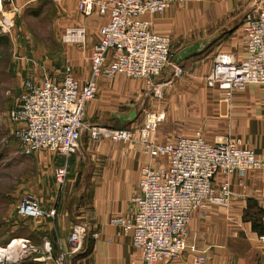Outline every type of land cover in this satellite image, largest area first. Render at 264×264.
<instances>
[{"label": "crops", "instance_id": "obj_1", "mask_svg": "<svg viewBox=\"0 0 264 264\" xmlns=\"http://www.w3.org/2000/svg\"><path fill=\"white\" fill-rule=\"evenodd\" d=\"M261 1L264 0L174 3L164 13L147 17L155 31L171 38L173 62L164 80L171 78L174 64L187 69L183 78L163 87V95L159 98L163 99L164 108L158 110L163 122L159 133L153 134L157 142H173L179 135L192 136L200 131L210 143L238 139L242 146L255 149L258 156L264 155V84H249L228 96L219 87H209L206 82L218 55H225L235 63L246 58L243 20ZM15 3L19 12L40 9L47 3L55 4L59 34L74 26L85 28L84 41L72 47V52L79 53L85 61L82 66L85 77L78 74L79 81L84 83L91 72L93 45L100 40V28L107 16L100 15L97 10L89 16L84 15L78 10L79 0H15ZM37 3L40 5H35ZM197 42L203 44V49L177 63L175 55ZM33 71L27 81H43L36 65ZM63 77L64 73L59 81ZM117 77L119 75L115 79ZM27 81L22 84L18 101ZM104 81L111 83L114 79L99 78L98 88ZM110 88L116 90L112 84ZM189 106L194 123L178 126L177 123H184L179 111ZM139 116L138 111L137 121H140ZM137 121L131 126L140 127ZM140 143L132 141L128 145L106 146L99 150L90 146V139L83 141L82 137L79 150L70 157L54 151L33 154L36 178L41 186L36 196L43 208H55L57 213L54 218L26 222L27 235L23 232L26 223L21 226L22 218L16 215L17 199L13 200L10 212L0 217V257L18 244L7 248L14 238L29 239L33 244L36 238H52L58 246H54V252L58 254L61 247H70L68 236L73 225L85 223L89 227L85 240L89 252L73 264H139V252L133 246L131 234L124 233L122 226L113 224L112 220L135 211L132 199L139 192L145 166L169 165L167 156L152 157L144 152ZM63 164L68 165L69 173L61 189L56 187L55 171ZM225 180L230 182L233 191L229 205L211 204L204 214L194 213L183 253L160 264H194L199 255L206 257L204 264H264V169L248 171L244 186L238 182L237 175L217 176L218 185ZM22 252L18 249L13 260L3 257L0 263L34 264L32 257Z\"/></svg>", "mask_w": 264, "mask_h": 264}, {"label": "built area", "instance_id": "obj_2", "mask_svg": "<svg viewBox=\"0 0 264 264\" xmlns=\"http://www.w3.org/2000/svg\"><path fill=\"white\" fill-rule=\"evenodd\" d=\"M6 1L9 0H0L2 27L12 24L3 9ZM191 1L198 0H79V10L84 15L97 10L107 16L100 28V40L93 45L90 55V76L81 83L72 68L67 67L62 81L47 78L40 83L26 82L19 101L8 112L22 153L29 156L40 149H49L70 157L79 150L85 132L94 142L132 141L135 133L127 127L113 129L86 123L85 108L96 95L101 77L110 81L118 75L142 78L151 93L161 97L163 87L184 74L185 68L174 64L171 78L155 81L171 61L172 46L171 38L155 31L147 17L164 13L174 3ZM243 32L246 58L235 63L225 55H218L206 77L209 87H219L228 96L237 88L264 84V1L245 15ZM84 39V27H70L64 35V40L70 42ZM161 118L160 113L148 115L140 141L146 154L167 156L169 165L145 166L139 192L132 199L135 211L112 220L122 226L124 233L131 234L133 246L139 252V264H160L180 257L193 214H204L211 204L229 205L233 195L231 184L225 180L218 185V175H237L244 186L248 171L264 169V155L258 156L255 149L242 146L238 139L210 143L197 131L192 136L179 135L173 142L157 143L151 139V133ZM67 175V164L55 171L61 186L65 185ZM17 213L41 219L54 218L57 211L43 208L37 197L28 194L19 199ZM88 232L85 223L74 224L68 238L70 247L60 249L56 257L52 244L45 240L41 248L43 256L32 257L33 263L50 264L49 260H54L55 264H66L67 257L83 251ZM21 242L20 249L39 251L28 240ZM205 261L206 257L199 255L194 264Z\"/></svg>", "mask_w": 264, "mask_h": 264}, {"label": "rangeland", "instance_id": "obj_3", "mask_svg": "<svg viewBox=\"0 0 264 264\" xmlns=\"http://www.w3.org/2000/svg\"><path fill=\"white\" fill-rule=\"evenodd\" d=\"M35 5H40V3ZM3 9L5 12H8L7 16L11 18L12 24L10 27H2L0 25V217L10 212L11 205L14 202L13 200L16 199V215H18L17 204L19 199L28 194L37 197L36 193L41 188L36 178L37 168L32 159L33 156H27L22 153L19 142L14 138V126L8 115L9 110L14 107L18 101L23 82L31 78V72L35 65L39 71L38 73H40V78H43V80L49 78L54 81H59L67 67L72 68L77 78L85 77L86 75L82 69L85 62L84 59L79 53L72 52V47L80 45V42L63 40L69 28L59 34L60 28L57 23V9L55 4L47 3L40 9H26L19 12L20 8L15 3V0H9L3 3ZM25 57L26 59H23ZM172 62L173 51L171 61L164 71L165 73L163 72L161 76L156 78V82L164 81L167 77V68L172 66ZM18 67L19 70H17ZM23 67H26L25 72H23ZM186 73L187 69H185L181 77L175 78L174 81L183 78ZM110 84L114 85L116 90H111ZM162 100L163 99L151 93L144 79L119 75V77L114 79L111 83L107 81H104L103 85L101 83L96 95L85 108L84 120L86 123L113 129L127 127L135 131L138 138L145 126L149 114L160 113V117L163 116L161 112H158L159 109L162 110V108H164V105H161ZM133 110H136V113L139 111L140 121L134 119L131 122L128 121L123 124L117 117L119 114H129ZM179 114H181L180 117L184 120V123H177L178 126L185 124L190 126L194 123L191 117L190 106L189 108L185 107L181 109ZM136 121L138 124L141 123L138 128L137 126H131V124ZM162 122L163 121L158 122L157 129L153 134L159 133L160 124ZM82 137L83 141L90 139L87 132H85ZM130 143L132 142L111 141L109 139H102L94 142L90 139V146L99 150H102L106 146L119 144L128 145ZM140 144L143 147L142 143ZM44 151L49 152L52 150L40 149L37 153ZM55 184L56 187L61 189L64 188L57 180ZM21 218V226H24V223H28V221L38 220L22 216ZM27 223L23 232H26V228L29 227ZM24 234L28 235V231ZM15 239L17 238L12 240ZM26 240L31 242V246L39 249L40 253L32 249H20V241L14 248L6 251L4 255L0 257V260H3V257L12 258L13 260L18 249L21 252L23 251L22 254L26 257H42L41 248L44 246L45 240L50 241L52 244L53 256L56 257L58 255L54 252L58 246L52 238H36L34 244L29 239H22V242ZM60 249L67 250V248L62 247ZM88 252L89 247L85 241L83 251L67 257L66 264H73L76 259L85 256ZM49 261L50 264H55L54 260ZM0 264H2V262ZM46 264L48 263L46 262Z\"/></svg>", "mask_w": 264, "mask_h": 264}, {"label": "water", "instance_id": "obj_4", "mask_svg": "<svg viewBox=\"0 0 264 264\" xmlns=\"http://www.w3.org/2000/svg\"><path fill=\"white\" fill-rule=\"evenodd\" d=\"M203 49V44L201 42L194 43L185 47L184 49L180 50L175 55V60L177 63H181L184 59L195 55L197 52ZM137 116L136 110H133L129 114H119L117 117L121 120L123 124L127 123L128 121H133Z\"/></svg>", "mask_w": 264, "mask_h": 264}, {"label": "bare ground", "instance_id": "obj_5", "mask_svg": "<svg viewBox=\"0 0 264 264\" xmlns=\"http://www.w3.org/2000/svg\"><path fill=\"white\" fill-rule=\"evenodd\" d=\"M82 42V41H81ZM233 59V58H232ZM207 82V81H206ZM128 129H130V128H128ZM132 130V129H131ZM133 131V130H132ZM156 131V130H155ZM134 133H135V137H134V139L132 140V141H140V136H138V138H137V136H136V132L135 131H133ZM154 133V131L151 133V139L153 140V141H155L153 138H152V134ZM141 134V133H140ZM132 141H129V142H132ZM141 142V141H140ZM156 142V141H155ZM20 241H22V240H19V239H15V240H13L8 246H7V248H11V247H13L14 245H16L17 243H19ZM0 253H2V252H0Z\"/></svg>", "mask_w": 264, "mask_h": 264}]
</instances>
